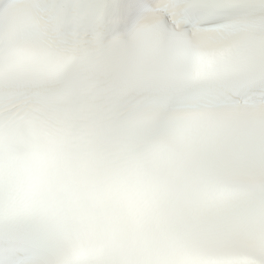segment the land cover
Segmentation results:
<instances>
[{"label": "snow or ice", "instance_id": "6c2138e0", "mask_svg": "<svg viewBox=\"0 0 264 264\" xmlns=\"http://www.w3.org/2000/svg\"><path fill=\"white\" fill-rule=\"evenodd\" d=\"M0 264H264V0H0Z\"/></svg>", "mask_w": 264, "mask_h": 264}]
</instances>
